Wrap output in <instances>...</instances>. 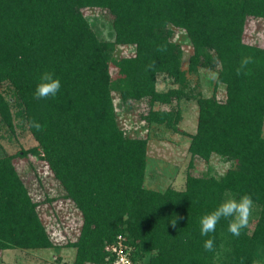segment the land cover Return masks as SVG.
Here are the masks:
<instances>
[{
    "label": "trees",
    "instance_id": "obj_1",
    "mask_svg": "<svg viewBox=\"0 0 264 264\" xmlns=\"http://www.w3.org/2000/svg\"><path fill=\"white\" fill-rule=\"evenodd\" d=\"M86 9L113 16L114 42L99 39ZM249 17L264 18V0H0L1 121L11 133L25 126L38 144L0 158V251L50 246L14 164L31 154L48 163L84 215L76 264H106L105 245L119 236L135 249L136 264H254L255 254L264 252V48L243 42ZM170 26L183 28L194 47L190 70L220 64L218 82L226 86L224 101H198L190 152L233 163L220 179L190 174L184 192L144 187L148 141L125 136L115 113L119 93L123 101L148 100L150 122H168V113L153 108L181 91L158 92V75L186 81ZM117 45L136 47L134 55L116 59ZM246 56L254 63L237 76ZM45 71L55 73L61 89L55 98L37 100ZM225 192L251 195L261 207L253 237L232 235L223 218L214 233L201 235L200 218ZM224 232L232 235V251L218 260ZM212 237L214 250L207 251L204 242Z\"/></svg>",
    "mask_w": 264,
    "mask_h": 264
},
{
    "label": "rangeland",
    "instance_id": "obj_2",
    "mask_svg": "<svg viewBox=\"0 0 264 264\" xmlns=\"http://www.w3.org/2000/svg\"><path fill=\"white\" fill-rule=\"evenodd\" d=\"M84 14L100 40L115 41L114 18L110 13L99 9H86ZM170 29L171 41L183 53L182 70L185 72L186 81L179 83L166 74L158 75L156 84L158 92L181 91V96L174 97L171 103H156L153 108V111L168 113L170 116L168 122H150L146 118L151 112L148 100L123 101L119 93L114 94L115 113L125 136L148 141L144 187L157 192H165L170 188L184 192L187 190V178L190 174L194 177L220 179L233 167V163L221 155L213 154L206 160L199 156L194 157L190 152L192 138L198 129L200 111L198 101L214 96L224 101L227 93L226 86L218 82V70L221 69V65L218 64L215 70L199 66L196 71H191L190 62L194 55V47L183 28L170 26ZM243 42L264 48V18H248ZM135 48L117 45L114 56L118 60L133 56ZM111 73L114 76L117 74V68L112 64ZM4 91L10 96L7 87H4ZM16 128L15 132L11 133L0 117V158L15 155L38 145L25 126L17 124ZM14 164L28 187L32 200L37 204V216L50 246L0 251V264H76L77 245L85 224L82 211L75 201L68 197L67 190L57 180L46 161L29 154L26 157L15 158ZM232 196L237 200L240 198L234 194ZM261 210V207L254 203L249 226L242 229L241 233L250 237L255 235ZM220 239L221 246L217 251V259L225 260L232 251L230 246L232 235L224 232ZM106 245L105 254L109 244ZM146 259H149V256ZM253 262L264 264V252H257ZM138 263L141 264L139 260Z\"/></svg>",
    "mask_w": 264,
    "mask_h": 264
},
{
    "label": "clouds",
    "instance_id": "obj_3",
    "mask_svg": "<svg viewBox=\"0 0 264 264\" xmlns=\"http://www.w3.org/2000/svg\"><path fill=\"white\" fill-rule=\"evenodd\" d=\"M157 51H166L165 48L159 47ZM254 63V58L252 56L244 57L239 67L236 69L237 76L241 74H246L245 70L247 66ZM155 67V63L150 64L148 69L151 70ZM39 83L36 86L34 99H48L55 98L61 89V81L55 76L54 72L45 71L39 77ZM32 127L37 131H42L43 126L33 120L30 121ZM225 200L212 212L205 214L200 218V233L202 236H208L210 233L216 231V226L219 221L223 219L229 220L228 231L239 237L241 235V230L249 226V221L252 217L254 201L251 195H243L237 200L232 196L231 193L225 192ZM173 222V226H175ZM215 247L214 237L205 240L204 248L207 251H213ZM86 264H91V262H86Z\"/></svg>",
    "mask_w": 264,
    "mask_h": 264
},
{
    "label": "built area",
    "instance_id": "obj_4",
    "mask_svg": "<svg viewBox=\"0 0 264 264\" xmlns=\"http://www.w3.org/2000/svg\"><path fill=\"white\" fill-rule=\"evenodd\" d=\"M124 236L107 246L106 264H136L133 260L134 248L130 246Z\"/></svg>",
    "mask_w": 264,
    "mask_h": 264
}]
</instances>
